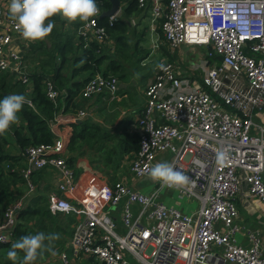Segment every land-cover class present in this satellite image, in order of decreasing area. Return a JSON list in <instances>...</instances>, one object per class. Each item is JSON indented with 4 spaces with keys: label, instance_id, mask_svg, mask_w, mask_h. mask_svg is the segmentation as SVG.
<instances>
[{
    "label": "built area",
    "instance_id": "built-area-1",
    "mask_svg": "<svg viewBox=\"0 0 264 264\" xmlns=\"http://www.w3.org/2000/svg\"><path fill=\"white\" fill-rule=\"evenodd\" d=\"M136 1L147 11L149 31L157 21L169 48L208 44L207 56H219L218 63L205 57L203 85L189 80L179 64L166 57L157 60L154 78L143 88L137 148L128 163L129 172L142 178L150 176L158 154L168 153L166 162L190 178L189 185L173 188L195 198V207L183 211L165 204L158 196L171 188L153 179L147 191L122 180H99L96 194L78 197L60 139L26 145L22 177L31 189V170L56 169L59 177L56 190L48 193L49 209L72 214L70 246L104 264H264L258 232L248 230L247 243L241 244L234 222V199L243 185L264 208V0ZM10 3L0 0V71L12 64L17 79L27 85L20 49L12 45L14 34L21 32L2 7ZM100 12L82 21L79 31L85 40L88 35L106 37L107 25L98 22ZM152 46H157L155 40ZM43 82L54 102L59 90L50 78ZM116 89L114 74L96 73L83 82L79 94H113ZM83 114L78 109L74 116ZM107 204L120 207V232L102 210ZM21 206L19 197L0 211V243L11 236ZM59 257L60 264H69L65 252Z\"/></svg>",
    "mask_w": 264,
    "mask_h": 264
},
{
    "label": "crops",
    "instance_id": "crops-1",
    "mask_svg": "<svg viewBox=\"0 0 264 264\" xmlns=\"http://www.w3.org/2000/svg\"><path fill=\"white\" fill-rule=\"evenodd\" d=\"M124 2L125 0L119 1L118 9L113 14H111L112 15L111 18L113 20L119 19L126 24L124 30L119 31L116 28L109 30V32L106 30V37L104 38V40H98L97 38H94L91 35H88V37L85 40L79 31L81 29L83 22L79 19H77L75 22H70L59 14H58L59 15L58 20L53 23L54 27H56L57 30L56 32L52 31L51 34L49 35L51 38V42H53L52 41L53 38L59 39L60 37L59 45H57V48H55L52 53L53 55L52 58L55 62H57L58 60V51L68 49L67 51L71 52L70 49L67 47V44L79 43L78 38L80 36L83 40V46H85L88 42H91V41H94L91 43H94L97 45L96 50L101 46L100 48L101 52H104V54L105 53L107 54V56L104 58V61H103L104 63L107 62L109 59H114L116 60L118 64L117 68L114 70V73H112L117 78L116 91L113 94H109V96L107 97H101L102 95H99L100 92L91 94L88 97H84V98L77 97L76 102H79V105H81L80 107H78V109L79 108L85 109V110L82 109L84 111V114L80 116H74L76 114V111L78 110L77 108L76 109L74 108L73 112L69 110L62 111V108L65 105L64 103V99H65L64 94H66L65 87L69 84H72L73 80L81 79L83 76L86 75L87 71L81 70V71L76 72L75 74H72L71 71L73 69L72 68L73 66L70 67V69L65 66H62L59 69V71L62 74H64L63 77H64L65 84L58 91V94L61 93V95L59 97L57 95V97L54 100V105H56L55 108L57 109L55 110V114H54L55 118L54 119L52 118L50 122L48 121V129L53 135L52 141L55 139H60V141L62 142L61 153L65 159V162L72 168L74 172V178L76 179V183H77L75 193L78 194V197H84L87 195L96 194L97 193V181L106 180L108 183H110L108 178L112 174L115 177V180H122L123 182L128 183L130 186L134 188H139L140 186H143L144 184L147 183V181L152 183L150 176L136 178L131 173L130 175L125 176L124 173L127 171L126 168L128 169L129 160L132 158L135 151L132 152V156L130 158H128L127 153L124 154L122 158L120 159V163L116 167L115 170L112 169L110 166H104L102 167V169L97 167L95 160L98 157H99L98 160L100 159V156H99L100 153H97V152L94 153L91 150H86V149H82V151L79 152V155L76 156V158L71 164H69L66 161V157L69 156V153L66 151L65 146L68 140V136L70 134L71 122L73 121L78 122L82 118H88V119H91L92 121L98 122L101 126H103V128H106L109 130V132H114V133L119 132V130H117L116 127L119 124V120L123 119L126 121L125 131L130 132V133L131 132L135 133L138 138L139 128L136 123V117L144 103L143 88L148 82H150L154 78V67L157 62V59L149 62L148 64L144 63L143 61H145L146 59V57L144 56L146 55L150 56L156 50L152 49L153 51L152 50L137 51L135 49L134 52L137 51V56L135 59L139 60V63L142 66H146V68L141 69V71L135 77H131L125 71H123V68H122L123 63L121 60L122 56L116 55V57L112 58L111 54L118 53L119 51L118 49L121 47V44L123 43L124 38H126V40H128V38H133L135 39L134 44L140 46L139 40L142 39L143 34L145 32L149 33L147 29L148 14L145 12L146 10L144 9V13L139 18H137V16L140 14L142 8L140 10L136 9L130 12L129 14L124 15L121 13V9H122ZM96 3L98 4L99 1L96 0ZM9 6L10 5L2 4V7L5 10H7L8 13H10ZM100 16H103V15L99 14V17ZM106 16L108 17V15ZM133 20H135V22ZM47 22L48 21H46V23ZM110 33H118V35L114 36V39H110L109 37ZM149 35L153 37V40L157 42L158 34L156 32L150 31ZM155 35L156 37L154 38ZM115 41L118 42L119 47H116ZM32 42H35V43L31 44ZM162 42H163V45L165 44V47H166L165 50L167 51V53L170 52V55L174 56L175 49L174 48L171 49L168 47V45L163 39V36H162ZM124 44L126 45V43ZM159 44L162 45V43L158 41L156 47L159 48L160 46ZM12 45L20 49V52H19L20 63L22 64V66L24 65V67H27V70H25L27 76H28V72L30 71H44L46 73L51 72L50 70L51 65L50 67H47L45 64H43L45 63L44 59L41 58L42 55L40 52H45L48 50L43 39L37 40V41L26 40L23 38L21 33H16L14 34L12 38ZM41 45H43V47L45 48L41 47ZM134 46L131 47L132 50L134 49ZM79 51H80L79 48L76 49V53H78ZM74 52L75 51H73L72 53ZM155 53L156 55H158L157 51ZM23 54H24V59H22ZM68 54H71V53H68ZM31 55L32 57L36 56V58L34 59L32 63H30L27 59H25V56L31 57ZM115 58H117L120 62ZM49 61H50L49 59H46V63H49ZM80 62H81L80 60H76L74 66H78ZM187 73H188L189 80H194L195 82L200 83V77L197 76L195 71H187ZM2 74H4V77L3 79L0 78L1 84H4L6 82L7 77L10 74L13 75V78L17 79L16 72L12 68V64H10L7 69L0 71V75ZM13 78L11 77V81H13ZM28 79H29V76H28ZM32 89L33 87H32L31 80L29 81L27 85L24 84L25 93H22V95L26 97V102L29 101L28 94L32 91ZM7 93L8 95L16 94L15 91H11V90L7 91ZM5 146L6 147H4V150L9 151L11 154H14V155L19 154V155L15 157V160H13L12 158L3 160L0 163L1 166H4V167L8 166L9 172L15 171V172H18V175L20 174L21 176L19 177L16 175H10V173L6 175L5 189L7 193L5 195L3 194L4 193L3 191H0V203L3 204L0 206H2V209L8 203H10L11 201L19 197H22V206L20 207V209H22L24 205L28 203L31 200V198L35 196L36 194L37 195L41 194L46 198V206L48 207V193L50 191L56 190V182L59 177L58 172H56V169L53 167L47 166V167L31 170L30 181L32 183V188L28 189L25 183V180L22 177V169L26 166V160L22 152L24 147L19 148L12 142L9 144H6ZM51 154H54V153H51ZM73 154H76V152L73 151ZM168 156H169L168 153L162 152L156 156V162L157 163L166 162V159L168 158ZM125 166L126 168H123ZM94 173L99 174L100 177H96ZM166 190H169V189L163 190L161 194L158 196L160 200H163L162 198L165 197L163 192ZM177 195L179 197L182 196L180 193H178V191H177ZM234 201H235L236 208H237V215H236L234 222L238 226L237 232L240 233L238 240L237 239L236 240L241 244H246L247 243V239H246L247 231L248 230L257 231L259 238H260V250H261V253L264 255V208L258 203V201L253 196H251L247 192L245 185H243L242 190L236 195ZM176 203L180 205V202L178 200L176 201ZM173 206H176L183 211H190L194 208V207H187V206H185L184 208H181L180 206H177V205H173ZM20 209L18 211H20ZM102 210L108 213L113 218V220L117 224L116 230L120 232L122 228L120 226V220H119V210H120L119 205L107 204L103 206ZM18 211L16 214L15 223L13 227L11 228V233H10L11 236H9L10 238L8 237L7 240L8 239L11 240L14 238L13 230H14L15 224L18 221ZM51 212L52 213L59 212L61 214H70L64 211H51ZM74 221L75 220H73L70 224L71 228H72V224ZM69 236L68 235L65 236V239H64L65 241L63 242V246L58 248L57 253L55 251L56 249H53L52 251L46 253L44 252V248H43L41 255H39V258L34 262V264H60L59 254L61 251L65 252L68 259L70 258L69 264L70 262L74 264H84V260L88 257V255L82 253L79 250H75L74 248H72L69 244ZM52 252L54 253V255L52 254L53 256L51 255ZM77 253H79L80 255L82 254L83 256L79 257L78 259L72 257V255H75ZM222 264H232V263L223 262Z\"/></svg>",
    "mask_w": 264,
    "mask_h": 264
},
{
    "label": "trees",
    "instance_id": "trees-1",
    "mask_svg": "<svg viewBox=\"0 0 264 264\" xmlns=\"http://www.w3.org/2000/svg\"><path fill=\"white\" fill-rule=\"evenodd\" d=\"M98 7L100 10H103L109 6L108 0H98ZM123 1V0H119ZM165 1V0H164ZM142 7L138 6L136 0H125L121 13L124 15L129 14L130 12L138 9L140 10ZM147 13V11H145ZM145 15V14H144ZM59 15H55L50 17L49 20L54 23L58 20ZM120 21V22H119ZM98 22L101 24L107 25L106 30L116 28L119 31H123L126 24L119 19H112V21L108 24L107 16L103 15L98 17ZM149 28V25H147ZM55 29V30H54ZM57 28L53 27V32H56ZM156 30V31H155ZM154 32H156L159 38H162V32L160 29V25L157 24L154 27ZM79 43L67 44V47L71 52L67 50H59L58 51V60L51 65V72L46 73L44 71H30L28 72L29 81H32V91L28 94L29 101L25 102L22 106L21 111L17 114L19 119L18 122L12 124L9 129L2 135H0V163L3 160H7L8 158H12L15 160V157L19 154H11L9 151L4 150L6 144L13 143L17 147H25L29 144H35L38 142H51L53 135L48 129V121H50L57 108L45 94L44 90V78H50L54 87L60 90L62 86H64V74H62L59 69L62 66L71 60L73 61V69L71 71L72 74H75L78 71L85 70L87 71L86 75L81 79L73 80L72 84L67 85L66 94L64 103L65 105L62 108V111L69 110L71 112L74 111V108H78L79 102H76V98H82L79 94V89L82 86L83 82L89 77L93 76L96 73L101 75H106L107 73H114V70L117 68L118 64L116 60L109 59L107 62H103L104 58L107 54L101 52V46L96 50L97 45L91 42H88L85 46H83V40L79 36ZM32 42L31 44H34ZM30 44V46H31ZM53 49L57 48V44L52 42ZM208 49H210V46ZM43 47V45H41ZM44 48V47H43ZM80 49L78 53H76V49ZM167 59L172 60L174 57L170 55V52L167 53ZM207 49V50H208ZM45 50V49H43ZM207 50L204 57L207 58L209 62H219L218 55H210L207 56ZM75 51L74 53H72ZM48 52V50H47ZM71 53V54H68ZM50 56L53 55L50 52ZM80 60V64L78 66H74L75 61ZM174 61V60H172ZM4 74L0 75V78L3 79ZM11 77L13 75H8L7 80L4 84L0 83V99H3L8 95L7 91H15L16 94L25 93L24 84L20 82L19 79L13 78L11 81ZM201 81V80H200ZM2 87V88H1ZM61 93L58 94V97ZM63 95V96H64ZM99 95L101 97L109 96L108 92L102 91ZM88 97V96H87ZM84 98V97H83ZM100 107V106H99ZM126 121L119 120V124L116 127L119 130L118 133L109 132L108 129L103 128L98 122L92 121L88 118H82L78 122H71V130L68 136V140L66 142L65 149L69 153V156L66 157V161L71 164L79 152L82 149L91 150L94 153H100V159L96 158L95 163L97 167L102 169L104 166H110L112 169H116V167L120 163V159L124 154H128V158L132 156V152H134L137 148V135L135 133H130L125 131ZM73 151L76 154H73ZM76 170V169H75ZM18 175V172H9V167L1 166L0 164V191H3L6 195V175ZM108 180L111 182L115 181V177L113 174L109 176ZM0 205H3L0 203ZM2 210V206H0V211ZM74 220L73 216L70 214H61L59 212L52 213L48 207L46 206V198L41 194H36L31 198V200L24 205L20 211H18V221L14 226L13 230V242L14 244L19 242L20 239L24 236L35 235L37 233H44L45 236L49 234L60 235V239L58 240H45L44 244V252H50L53 249H58L63 246V242L65 241V236L70 235L71 233V222ZM12 244L10 242L0 243L1 245H9V249L12 250ZM43 250V249H42ZM41 250V252H42ZM19 254V261L22 264L23 257L25 255L23 250H16ZM39 258V256H38ZM37 258V259H38ZM11 263V262H8ZM34 264V262H33ZM84 264H104L103 262H99L93 258V256L88 255V257L84 260Z\"/></svg>",
    "mask_w": 264,
    "mask_h": 264
},
{
    "label": "clouds",
    "instance_id": "clouds-1",
    "mask_svg": "<svg viewBox=\"0 0 264 264\" xmlns=\"http://www.w3.org/2000/svg\"><path fill=\"white\" fill-rule=\"evenodd\" d=\"M9 12L17 21L23 38L37 41L51 34L54 24L49 20L50 17L59 14L70 22L77 19L88 21L99 13V7L96 0H11ZM25 102L26 97L22 94H11L0 99V135L18 122L17 114ZM149 175L154 181H160L169 188H183L190 183V178L169 162L156 163L151 167ZM46 239L58 240L60 235L56 233L45 236L41 232L24 236L12 245L7 257L16 261L18 255L16 250H23L25 255L22 264H33L41 255Z\"/></svg>",
    "mask_w": 264,
    "mask_h": 264
},
{
    "label": "rangeland",
    "instance_id": "rangeland-1",
    "mask_svg": "<svg viewBox=\"0 0 264 264\" xmlns=\"http://www.w3.org/2000/svg\"><path fill=\"white\" fill-rule=\"evenodd\" d=\"M156 25H157V21L155 22V27H156ZM147 29L149 31V28H147ZM149 34H150V31H149V33L145 32L143 34L142 39L139 40L140 46L134 44L135 39L128 38V40H126V38H124L123 43L121 44V47L118 49L119 50L118 53L117 54H111L112 58L116 57V55L122 56L121 60H122L123 66H124V67L122 66L123 71H125L131 77H135L141 71V69L146 68V66H142L139 63V60L135 59L137 56V51H140V50L148 51V50H152V49L157 51L158 55H156V53H155L156 51H155L150 56L149 55L144 56V57H146V59H145V61H143V60L142 61L144 63H147V64L153 60H156V59L158 60L159 58H163L165 56L167 57V54L165 53V51L163 49V46H164V48H166V47H165V44L163 45L162 38H159V36H158L157 43L159 41L160 43H162L163 46L159 44L160 45L159 48L158 47L154 48L152 46L153 45V41H152L153 37H151ZM153 34H155V33H153ZM109 35H110L109 36L110 39H114V36L118 35V33H110ZM155 37H156V35L154 36V38ZM43 40H44V42L48 48V52L47 51L40 52L42 55L41 58H43L45 61V63H43V64H45L47 67H50V65H53L55 62L53 60V58L50 56V52H51V54L53 53L54 47L52 46L50 36H47ZM59 40H60V37H59V39L53 38L52 41H54L55 44L59 45ZM124 43H126V45ZM115 44H116V47H119L118 42L115 41ZM207 45L208 44H194V43L180 44L178 46L179 48L178 47L174 48L175 54H174V56H172V57H174L172 59V60H174L173 62L176 64H179L181 72L195 71L197 76L200 77V80H201L200 83L201 84H204V82L202 80V73H203V70H205V68L207 66L206 65L207 61L203 55V53L205 54L206 50L208 49ZM132 46H134L133 50L131 48ZM135 49L137 50L136 52H134ZM35 58H36V56L32 57V55H31V57L25 56V59H27L30 63H32ZM22 59H24V54L22 56ZM46 59L50 60L49 63H46ZM115 59H117V58H115ZM204 60L206 62L203 64V69H202L200 66H202V61L204 62ZM120 65H121V63H120ZM72 66H73V63L70 60L65 64V67H67L69 69ZM23 69L27 70V67H24V65H23ZM79 109H84V108H79ZM260 113H261V116H264V108H261ZM123 168H126V166ZM126 170L127 171L124 173L125 176L130 175L129 170L127 168H126ZM151 187H152V183L147 181L146 184H144L143 186H140L138 189L141 191H147V190H150ZM162 190L163 189H161V191ZM166 191L163 192L165 197L162 198L163 202L165 204L177 205V206H180L181 208H184L185 206L195 207V205H196V199L195 198L188 197L186 195H182L181 197H179L177 195V189L176 188H171V189L166 190ZM177 200L180 202V205H178L176 203ZM239 234H240L239 232L235 233V238L237 240L239 238ZM13 240L14 239H11V240L8 239L6 242H10V244H12ZM13 244H14V242H13ZM57 250L58 249L55 250L56 253H57ZM8 251H10L9 245H1L0 246V264H21L19 261V254L17 255L16 261H12V260L8 259V257H7ZM52 254L54 255L53 252L51 253V255ZM82 256L83 255L82 254L80 255L79 253L72 255V257H74L76 259H78L79 257H82ZM68 260H70V258ZM8 262H11V263H8ZM70 264H74V263L70 262Z\"/></svg>",
    "mask_w": 264,
    "mask_h": 264
},
{
    "label": "water",
    "instance_id": "water-1",
    "mask_svg": "<svg viewBox=\"0 0 264 264\" xmlns=\"http://www.w3.org/2000/svg\"><path fill=\"white\" fill-rule=\"evenodd\" d=\"M108 1H109V6L106 9L102 10L100 12V15H111L118 9V6H119L118 0H108ZM143 13H144V8H142V10H141L140 14L137 16V18H139ZM133 21L135 22V20H133Z\"/></svg>",
    "mask_w": 264,
    "mask_h": 264
}]
</instances>
